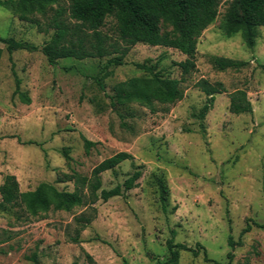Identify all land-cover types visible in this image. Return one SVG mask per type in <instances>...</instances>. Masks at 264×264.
Returning a JSON list of instances; mask_svg holds the SVG:
<instances>
[{
  "label": "rangeland",
  "instance_id": "374dc122",
  "mask_svg": "<svg viewBox=\"0 0 264 264\" xmlns=\"http://www.w3.org/2000/svg\"><path fill=\"white\" fill-rule=\"evenodd\" d=\"M229 1L197 37L196 67L186 75L183 98L157 111L118 103L117 85L148 75L137 63L156 64L165 77L181 78L178 63L187 55L137 43L119 66L109 64L110 57H65L52 65L40 48L53 30L40 32L0 6V36L38 46L10 53L0 42V186L12 174L21 191L43 181L73 190V171L90 175L121 151L134 158L103 172L104 188L142 170L136 187L95 203L97 215L78 243L70 237L75 217L87 206L43 216L19 208L0 213V264H169L173 232L175 243L201 244L211 259L180 250L176 264H264V226L255 224H264V26L253 47L240 33L226 36L222 22ZM160 27L172 29L166 22ZM115 28L111 17L102 27L111 34ZM212 55L249 64L220 70ZM202 78L225 89L203 121L194 116L207 101L196 85ZM17 80L30 103L14 93ZM238 88L247 90L252 113L230 111L229 93ZM83 137L94 145L87 149ZM159 177L169 190L167 211L159 200Z\"/></svg>",
  "mask_w": 264,
  "mask_h": 264
},
{
  "label": "trees",
  "instance_id": "16d2710c",
  "mask_svg": "<svg viewBox=\"0 0 264 264\" xmlns=\"http://www.w3.org/2000/svg\"><path fill=\"white\" fill-rule=\"evenodd\" d=\"M223 1L225 0H0V6L12 11L20 20L35 23L40 32L53 30L50 39L40 48L52 65L65 57H110L109 64L119 66L137 43L172 47L187 55L185 60L178 63L182 68L181 78L165 77L156 71V64L137 63V67L148 75L133 77L117 85L118 103L136 102L151 111H157L160 106L173 104L183 98L186 75L196 67L197 37L216 20ZM38 15L44 17V21L38 19ZM109 17L115 20V34L102 29ZM161 22L168 23L172 29L162 32ZM261 26H264V0L229 1L222 22L226 36L240 33L247 46L253 47ZM0 42L6 45L10 53L19 49H38L37 45L14 37L0 36ZM211 61L220 70H240L249 64L246 60L216 55L211 56ZM196 85L207 95V101L194 114L203 121L213 107L215 95L225 89L221 82L214 84L204 78ZM14 93L19 94L25 103L31 102L30 97L20 90L19 80ZM229 98L232 113L253 112L246 89L238 88L230 92ZM83 138L87 149L94 145V142ZM133 158L131 153L121 151L97 164L90 175L73 171V190L59 189L54 183L43 181L33 190L21 191L16 176L7 174L0 186V213H10L14 208H19L29 215L43 216L50 210L70 211L77 206H87L86 211L75 217L76 230L70 237L72 242L78 243L81 241V232L97 215V201H107L111 197L123 195L125 191L138 185L142 176L140 167L112 188H104L102 182L103 172L114 170ZM157 182L162 209L167 211L168 187L161 177ZM250 228L251 224H248L243 233ZM174 235L175 232L167 242L171 253L169 264L179 261L180 250L191 251L194 255L202 252L205 259L211 260L203 245L198 244L192 248L183 243H175ZM235 244L230 236L229 245L233 248ZM228 255L232 259L233 254L229 252Z\"/></svg>",
  "mask_w": 264,
  "mask_h": 264
}]
</instances>
